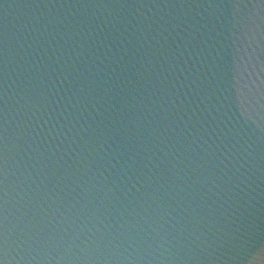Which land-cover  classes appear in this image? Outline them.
<instances>
[{
  "label": "water",
  "instance_id": "water-1",
  "mask_svg": "<svg viewBox=\"0 0 264 264\" xmlns=\"http://www.w3.org/2000/svg\"><path fill=\"white\" fill-rule=\"evenodd\" d=\"M0 264H264V0H0Z\"/></svg>",
  "mask_w": 264,
  "mask_h": 264
}]
</instances>
